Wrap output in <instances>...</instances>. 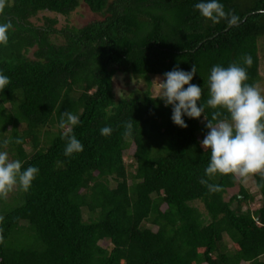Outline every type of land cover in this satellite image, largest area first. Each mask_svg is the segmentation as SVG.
<instances>
[{"label":"trees","instance_id":"trees-1","mask_svg":"<svg viewBox=\"0 0 264 264\" xmlns=\"http://www.w3.org/2000/svg\"><path fill=\"white\" fill-rule=\"evenodd\" d=\"M197 2L0 0V23L11 24L0 45V73L10 79L0 90V139L11 138L3 149L10 159L39 169L27 191L0 196V264H264V173L250 175L260 200L254 209L235 175L204 174L205 119L227 113L206 107L181 129L149 89L117 99L112 91L117 73L150 84L192 65L202 104L214 65L246 67V83L257 85L264 0H220L229 16L218 23L200 17ZM81 4L99 18L59 28L55 17L38 19H67ZM66 111L79 117L71 131L59 127ZM105 126L112 131L102 136ZM69 134L83 150L65 156ZM201 179L220 190L209 192Z\"/></svg>","mask_w":264,"mask_h":264},{"label":"clouds","instance_id":"clouds-1","mask_svg":"<svg viewBox=\"0 0 264 264\" xmlns=\"http://www.w3.org/2000/svg\"><path fill=\"white\" fill-rule=\"evenodd\" d=\"M194 10L200 17L218 23L226 19L220 0H198ZM233 16L230 23H235ZM10 22L0 23V45L8 42ZM244 65L250 67L252 57H243ZM196 74V66L192 65L189 71L174 67L156 79L158 99L165 107L171 108L170 120L178 128L187 127L185 117L198 119L204 114L205 108L223 110L227 116H221L220 111H213L212 119L206 120V134L200 141L204 151L209 152V161L204 170L205 176L215 174H233L241 178L256 173H264V95L256 85L246 83L248 79L246 67L230 64L227 67L214 65L208 74L206 87L208 99L199 103L202 87L190 83ZM10 83L7 75L0 73V90ZM204 116V115H203ZM215 121V123H213ZM79 117L71 112L61 113L59 127H67L69 131L77 126ZM112 129L105 126L100 129L102 136L111 134ZM132 132V125H126V135ZM64 155L71 156L80 153L83 145L75 135H67ZM12 142L11 138L0 139V196L7 195L13 188L27 191L39 174L35 166L23 167V162L10 159L5 149ZM19 143V140L15 141ZM201 184H207L201 179ZM209 192H217L219 186L207 184Z\"/></svg>","mask_w":264,"mask_h":264},{"label":"rangeland","instance_id":"rangeland-1","mask_svg":"<svg viewBox=\"0 0 264 264\" xmlns=\"http://www.w3.org/2000/svg\"><path fill=\"white\" fill-rule=\"evenodd\" d=\"M43 16L47 17H55L57 20V28L62 27L64 25H70L74 27H82L85 24L98 19L99 17L96 16L95 14L91 13V11L87 8L85 4H81L79 8L72 13L67 19H65L62 16H58L52 13H41L38 15V19H41ZM37 24H41L42 21H35ZM51 40L54 43H61V39L59 37H52ZM29 57H31V52L29 54ZM259 75H260V81L257 83V87L261 91V94L264 95V58H260V65H259ZM158 77H153L151 79L150 84H147L146 81L144 80H131L130 82H126L125 77L123 76L122 73H117L113 80H112V91L114 94V97L117 99L122 95L123 93L130 92L133 90H140V91H146L149 89V92L152 96H156L158 94V88L156 85V79ZM133 152V147L128 149L127 151L124 152V161L126 163L131 162L130 155ZM238 181H241V184L248 190V192L252 195H254V201L251 204V208L254 209L258 207L260 200H259V195L257 194L256 188L254 186L253 180L248 176L247 178H241L238 176H235ZM238 191V186L236 185L235 187L228 189L227 192L224 195V199L228 200L233 194L237 193ZM15 193V188H13L10 192L5 195V200L9 201L11 200V197ZM195 207L198 208V210L201 213H204V209L201 203L195 202L193 203Z\"/></svg>","mask_w":264,"mask_h":264}]
</instances>
